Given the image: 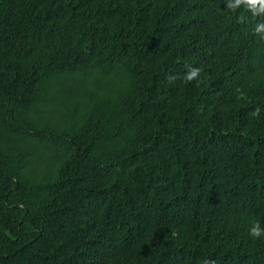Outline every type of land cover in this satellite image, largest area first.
<instances>
[{"label":"trees","instance_id":"trees-1","mask_svg":"<svg viewBox=\"0 0 264 264\" xmlns=\"http://www.w3.org/2000/svg\"><path fill=\"white\" fill-rule=\"evenodd\" d=\"M261 24L245 0H0V264H264Z\"/></svg>","mask_w":264,"mask_h":264},{"label":"clouds","instance_id":"clouds-1","mask_svg":"<svg viewBox=\"0 0 264 264\" xmlns=\"http://www.w3.org/2000/svg\"><path fill=\"white\" fill-rule=\"evenodd\" d=\"M237 4L241 2V0H236ZM245 2L253 9L254 14L255 12H264V0H245ZM257 5L259 8H257ZM231 7V5H230ZM261 31H264V24L258 25L256 27V32L260 33ZM200 69L198 68H192L189 70V72L186 74L185 79L191 82L192 80L196 79L199 76ZM259 110L257 109L253 114H258ZM249 234L253 238H260L262 235H264V230H262L258 224H255L250 230ZM208 264V262H206Z\"/></svg>","mask_w":264,"mask_h":264}]
</instances>
